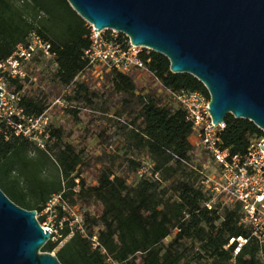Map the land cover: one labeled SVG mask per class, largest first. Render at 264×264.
Masks as SVG:
<instances>
[{"label":"trees","instance_id":"obj_1","mask_svg":"<svg viewBox=\"0 0 264 264\" xmlns=\"http://www.w3.org/2000/svg\"><path fill=\"white\" fill-rule=\"evenodd\" d=\"M58 1L69 14L63 24L65 37L61 41L46 37L21 17L5 15L3 10L10 7L6 0H0V61L12 53L18 42L26 39L29 31L38 32L50 43L54 53L49 60L56 67V86L59 89L72 87V93L61 97L69 105L63 108L76 112L78 107L71 100L84 99L91 105L94 94L85 83L76 81L79 73L91 68L84 55L90 46V26L66 0ZM119 37L126 39L121 33ZM150 53L148 67L152 74L149 75L152 82L159 84L157 87L138 88L130 72L137 69L128 72L103 70L109 89L118 97L117 108L111 115L104 103L98 107L92 105L97 108L95 110L102 111L109 126H113L112 133L106 132L104 126L98 135L110 148L117 136L124 135L132 147V156L123 159L118 171L109 167L100 169L95 184L83 187L81 178L79 189H72V181L68 189L62 191V200L67 199L70 206L93 205L96 214L84 211V232L70 229L68 222L63 221L62 236L71 234L55 252L57 259L61 264H110L108 259L119 264H188L193 254L201 256L200 251H203L211 256L212 264H226L231 250L224 249L223 245L230 236L243 235L249 239L236 255V263L262 264L257 255L264 250V242L250 237L249 226L240 223L239 204L217 202L211 209L204 205L208 195L201 189L200 176L192 166H199L207 154L201 150L202 158L198 159L194 153L190 140L193 125L170 95V91L178 89L206 91L204 86L190 74L171 72L165 56L154 51ZM37 59L42 58L35 57L31 61ZM25 78H6V88L20 93L19 105L25 114L36 116L45 111L46 105L40 98L22 93ZM8 130L6 123L0 121V171L5 174L8 164L20 160L28 147L35 146L21 136L7 134ZM49 133L55 143L54 134L58 136V131L50 132L49 129ZM262 135L251 121L228 114L220 131V144L231 154L243 153L252 139ZM58 161L67 176L81 163V158L63 149ZM145 161L153 163L151 173L137 177L136 170ZM130 174L132 183H128ZM3 187L6 192L2 191L16 204L34 208L12 182ZM48 193H52L51 189H32L30 197L44 203V195ZM93 236H96L95 246ZM57 243L49 239L42 250L53 251Z\"/></svg>","mask_w":264,"mask_h":264},{"label":"water","instance_id":"obj_2","mask_svg":"<svg viewBox=\"0 0 264 264\" xmlns=\"http://www.w3.org/2000/svg\"><path fill=\"white\" fill-rule=\"evenodd\" d=\"M66 1L95 33L124 34L133 45L165 56L171 72L195 77L209 94L214 124L230 114L264 134V0ZM50 231L34 209L0 188V264H61L40 251Z\"/></svg>","mask_w":264,"mask_h":264},{"label":"rangeland","instance_id":"obj_3","mask_svg":"<svg viewBox=\"0 0 264 264\" xmlns=\"http://www.w3.org/2000/svg\"><path fill=\"white\" fill-rule=\"evenodd\" d=\"M9 9L3 10L5 15L21 17L39 29L46 37L52 40L61 41L64 39V21L68 11L58 0H6ZM87 23V22H86ZM89 25V23H87ZM90 26V25H89ZM104 34L112 32L103 30ZM118 32V36H119ZM26 78L23 80L22 93H28L40 98L45 102L46 114L49 118V129L58 131L55 143L48 142L49 149L46 151L38 149L36 146L28 147L22 154L20 160L7 165L6 174L0 171V187L4 192L3 186H9L12 182L14 186L24 192V198L34 205L36 218L43 226L51 229L52 241H57V246L50 253L55 254L60 245L68 238L69 234L62 236L64 227L63 221L68 222L70 229L78 228L84 232L83 213L89 211L96 214L95 206L88 205L80 208L70 206L67 199L62 200L61 193L74 183L73 190L80 188V179L84 180L83 187L96 183V177L100 169L106 167L119 169V164L123 159L132 156V147L129 145L128 138L124 135L117 136L112 142L111 147L106 141L102 140L98 132L105 126L109 133L113 132V126H109L106 116L100 110H95L102 103L108 107V112L114 114L117 108V93L109 89V84L104 79V71L99 67H88L79 73L76 81H81L93 91L91 95V105L84 99H72V103L78 108L76 112L65 109L54 103L56 98L63 97V94L72 93V87L59 89L54 81L56 67L49 59H37L26 64ZM138 88L149 86H159L150 79V75L143 71H130ZM5 86L6 79L2 78ZM9 90L8 88H6ZM94 105V107H92ZM108 115V116H109ZM190 140L194 141L192 137ZM52 142V143H51ZM66 149L69 155H78L81 163L75 170L64 174L63 167L59 164L58 156L61 150ZM200 148L194 147V153L200 158ZM114 155H116L114 157ZM202 156V155H201ZM113 161V162H112ZM114 164V165H113ZM79 176H76V175ZM73 177V179H71ZM132 174L128 178V183H132ZM32 189H51L52 193L45 194L44 203L37 202L36 198L30 197ZM30 209L27 206H23ZM38 207H41L39 210ZM61 207V210L58 209ZM62 217L59 218V214ZM98 213V212H97ZM43 217V219H41ZM40 251H43L42 248ZM200 255L193 254L188 260V264H212L211 256L207 252ZM257 257L264 264V250L259 252Z\"/></svg>","mask_w":264,"mask_h":264},{"label":"built area","instance_id":"obj_4","mask_svg":"<svg viewBox=\"0 0 264 264\" xmlns=\"http://www.w3.org/2000/svg\"><path fill=\"white\" fill-rule=\"evenodd\" d=\"M90 25V24H89ZM105 35L90 25V46L84 55L91 67L102 70L128 72L133 69L152 74L148 64L151 61V49L133 45L130 40L120 38L118 32ZM50 43L38 32L31 30L24 41L18 42L12 53L0 61V121L8 127L7 134L21 136L31 141L38 149L45 150L53 138L49 133V118L46 111L39 115H27L19 105L20 93L7 90L2 78L23 79L26 76V64L33 58L52 59L54 53ZM206 90V89H205ZM172 99L184 111L185 117L193 125L191 137L193 146L207 154L205 161L199 166H192L199 174V184L208 195L204 205L213 208L215 203L222 205L239 204L241 210L240 223L249 226L250 237L264 242V152L259 144L264 145V134L252 139L243 153L231 154L227 147H222L220 131L225 121L218 124L212 122L207 108L209 94L203 90L178 89L170 91ZM56 104L68 107V103L56 98ZM207 107V108H206ZM212 125V126H211ZM210 126V127H208ZM153 163L145 161L136 170L137 177L151 173ZM156 177V174H153ZM43 229L48 227L43 226ZM51 230V229H50ZM52 234V231H50ZM71 234V233H70ZM69 234V235H70ZM249 237L243 235L230 236L224 249H230L231 255L226 264H237L236 255L248 242ZM94 246L96 236L92 237ZM110 264H119L108 259Z\"/></svg>","mask_w":264,"mask_h":264}]
</instances>
